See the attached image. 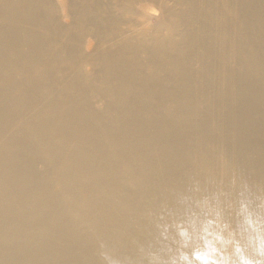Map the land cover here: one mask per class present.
Returning a JSON list of instances; mask_svg holds the SVG:
<instances>
[{"label": "bare ground", "instance_id": "bare-ground-1", "mask_svg": "<svg viewBox=\"0 0 264 264\" xmlns=\"http://www.w3.org/2000/svg\"><path fill=\"white\" fill-rule=\"evenodd\" d=\"M249 214L264 0H0V264H188Z\"/></svg>", "mask_w": 264, "mask_h": 264}, {"label": "clouds", "instance_id": "clouds-1", "mask_svg": "<svg viewBox=\"0 0 264 264\" xmlns=\"http://www.w3.org/2000/svg\"><path fill=\"white\" fill-rule=\"evenodd\" d=\"M248 237L242 244L233 243L217 232H209L192 247L188 264H264V229H259L254 215L247 217ZM185 241L190 236L185 234Z\"/></svg>", "mask_w": 264, "mask_h": 264}, {"label": "rangeland", "instance_id": "rangeland-1", "mask_svg": "<svg viewBox=\"0 0 264 264\" xmlns=\"http://www.w3.org/2000/svg\"><path fill=\"white\" fill-rule=\"evenodd\" d=\"M65 22L67 21V20H64Z\"/></svg>", "mask_w": 264, "mask_h": 264}]
</instances>
